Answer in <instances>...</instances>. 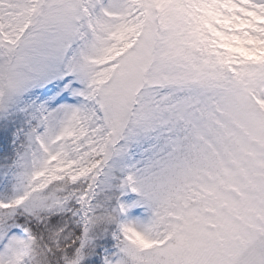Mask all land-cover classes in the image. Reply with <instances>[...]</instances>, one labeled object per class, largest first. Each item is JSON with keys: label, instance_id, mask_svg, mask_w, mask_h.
<instances>
[{"label": "snow or ice", "instance_id": "1", "mask_svg": "<svg viewBox=\"0 0 264 264\" xmlns=\"http://www.w3.org/2000/svg\"><path fill=\"white\" fill-rule=\"evenodd\" d=\"M0 264H264V0H0Z\"/></svg>", "mask_w": 264, "mask_h": 264}]
</instances>
